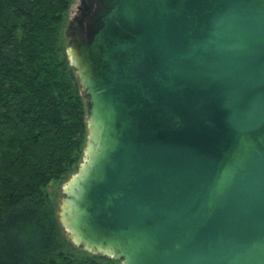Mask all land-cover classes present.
I'll list each match as a JSON object with an SVG mask.
<instances>
[{"label":"water","instance_id":"water-1","mask_svg":"<svg viewBox=\"0 0 264 264\" xmlns=\"http://www.w3.org/2000/svg\"><path fill=\"white\" fill-rule=\"evenodd\" d=\"M67 50L84 161L57 219L121 264H264V0H96Z\"/></svg>","mask_w":264,"mask_h":264},{"label":"trees","instance_id":"trees-1","mask_svg":"<svg viewBox=\"0 0 264 264\" xmlns=\"http://www.w3.org/2000/svg\"><path fill=\"white\" fill-rule=\"evenodd\" d=\"M73 0H0V264H117L63 235L48 194L81 164L87 98L61 46Z\"/></svg>","mask_w":264,"mask_h":264},{"label":"rangeland","instance_id":"rangeland-1","mask_svg":"<svg viewBox=\"0 0 264 264\" xmlns=\"http://www.w3.org/2000/svg\"><path fill=\"white\" fill-rule=\"evenodd\" d=\"M81 1L82 0H73L72 1L70 9H69V11H68V13L66 15L65 21L63 23V27H62V30H61V39H60V41H61V46L65 49L66 53H67V50H68V48L70 46V43L73 41V36L69 34L70 25H71V23L75 22V19L79 15V7L82 5ZM67 56H68V54H67ZM83 161H84V154H83V158H82L81 164L83 163ZM81 164L79 165V167L68 178H66L65 180H63L61 182H53L47 189L48 194H49V196H50V198H51V200L53 202V205L55 207L56 216H57V214L59 212L60 205H61L62 201L64 200L63 191H64L68 181H70V179H72L73 176H75L78 173ZM62 233H63L64 236H66L68 238L67 231L63 227H62ZM116 262H117V264H121V260H118Z\"/></svg>","mask_w":264,"mask_h":264},{"label":"flooded vegetation","instance_id":"flooded-vegetation-1","mask_svg":"<svg viewBox=\"0 0 264 264\" xmlns=\"http://www.w3.org/2000/svg\"><path fill=\"white\" fill-rule=\"evenodd\" d=\"M79 7V15L75 19L74 23L70 25L69 34L75 38L76 33H80V36L84 39L85 33L88 27L87 21L92 17L96 9V0H82Z\"/></svg>","mask_w":264,"mask_h":264}]
</instances>
